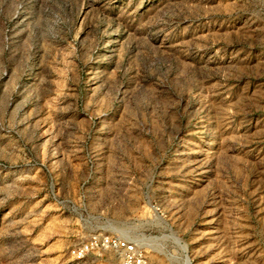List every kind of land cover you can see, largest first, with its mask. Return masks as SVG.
Listing matches in <instances>:
<instances>
[{"label":"rangeland","instance_id":"374dc122","mask_svg":"<svg viewBox=\"0 0 264 264\" xmlns=\"http://www.w3.org/2000/svg\"><path fill=\"white\" fill-rule=\"evenodd\" d=\"M99 233L264 264V0H0V264Z\"/></svg>","mask_w":264,"mask_h":264},{"label":"built area","instance_id":"2783aa9c","mask_svg":"<svg viewBox=\"0 0 264 264\" xmlns=\"http://www.w3.org/2000/svg\"><path fill=\"white\" fill-rule=\"evenodd\" d=\"M108 250L118 254L121 264H147L144 248L136 241L118 235L92 234L84 244L72 248L71 254L82 258L88 253L99 254Z\"/></svg>","mask_w":264,"mask_h":264}]
</instances>
